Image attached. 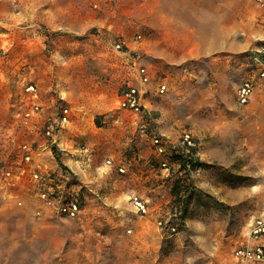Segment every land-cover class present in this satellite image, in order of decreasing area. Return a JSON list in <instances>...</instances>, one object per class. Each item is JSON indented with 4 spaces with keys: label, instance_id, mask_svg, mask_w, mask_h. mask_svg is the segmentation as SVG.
Returning a JSON list of instances; mask_svg holds the SVG:
<instances>
[{
    "label": "rangeland",
    "instance_id": "obj_1",
    "mask_svg": "<svg viewBox=\"0 0 264 264\" xmlns=\"http://www.w3.org/2000/svg\"><path fill=\"white\" fill-rule=\"evenodd\" d=\"M214 3L224 38L230 29L233 37L229 49L204 54L193 42L204 26L189 23ZM122 37L129 46L117 50ZM255 57L264 60L257 0H0V159L15 164L23 143L36 146L33 117L25 116V85L33 82L45 102L72 110L61 137L66 154L57 150L62 161L72 163L73 148L94 152L87 175L94 181L77 176L85 204L103 203L94 225L109 215L123 223L79 228L76 219H45L50 210L29 181L0 182V264H231L251 221L264 214V78L248 104L237 97ZM142 64L145 85L135 78ZM132 81L144 90L142 114L119 105ZM187 134L200 163L191 171L172 160L188 152ZM46 157L57 174L56 157ZM108 158L126 173L108 174ZM175 189L188 200L184 218L174 216ZM134 194L159 200L176 231L128 228Z\"/></svg>",
    "mask_w": 264,
    "mask_h": 264
},
{
    "label": "built area",
    "instance_id": "obj_2",
    "mask_svg": "<svg viewBox=\"0 0 264 264\" xmlns=\"http://www.w3.org/2000/svg\"><path fill=\"white\" fill-rule=\"evenodd\" d=\"M260 7V22L264 26V0H257ZM138 34L136 39H140ZM114 46L117 50H123L129 46V40L126 37L119 38ZM254 74L245 78L237 89V97L241 104H248L254 95L256 85L260 78H264V60L255 57ZM135 78L145 85L150 80V73L147 67L142 64L134 68ZM166 84L158 87L159 92H164ZM144 90L137 81L128 82L123 88L119 105L125 110L142 114L145 112V104L143 103ZM25 105L27 111L26 117H33L30 126L41 132L44 138L45 148L50 152L55 148L60 152L65 151L64 142L62 141L66 126L71 122L72 110L67 103L48 104L41 97V91L33 82L25 85ZM188 146L193 145L189 134L184 138ZM31 143H23L20 148V157L15 164H7L0 159V182L11 183L15 185L18 181L26 179L27 174L30 177V183L33 190L37 192L42 204L49 209L52 208L58 215L76 218L79 217L84 209L85 194L82 183L78 180L77 175L71 171H61L56 175L55 172L49 170L43 161L38 157L35 146ZM153 143L159 153L165 151L163 140L161 137L154 135ZM87 152V161L93 162L92 151L84 148ZM189 151V150H188ZM104 168H116L119 173H126V169L122 165H115L111 158L105 160ZM163 166L167 167L166 162ZM102 167V168H103ZM129 202L133 209L141 215L150 212L149 201L134 194L129 196ZM179 211L175 209L176 217ZM157 225L165 231H176L178 227L171 217L161 214L157 219ZM236 264H264V215L255 217L248 229L247 244L237 247L233 251Z\"/></svg>",
    "mask_w": 264,
    "mask_h": 264
},
{
    "label": "crops",
    "instance_id": "obj_3",
    "mask_svg": "<svg viewBox=\"0 0 264 264\" xmlns=\"http://www.w3.org/2000/svg\"><path fill=\"white\" fill-rule=\"evenodd\" d=\"M200 16H202V19H200L198 21V23H194V22H190L189 23V28L193 29L194 31H196L197 26H199L202 29V26L204 31L202 30V34H200V38L199 40H194L193 42H197L199 45H202L203 47H205L206 52H204V54H214L217 51L223 50V49H229L226 47V44L229 40V36H232L233 30L230 29L227 31L228 36H226L224 38L223 33L224 31L222 30V21H221V9L217 7V3H214V7H206L204 12L202 14H200ZM259 17H260V7H259ZM238 31V30H236ZM257 37V36H256ZM232 40V39H231ZM231 43V42H230ZM230 47H234V43L230 44ZM253 97V96H252ZM84 133H86L87 131H83ZM37 141L36 146H35V150L37 152L38 157L43 161V163L45 164V166L51 170L48 165L46 164V162H48V158L46 157V154L49 153L52 158H54L55 155H53L52 152L49 151V149L45 148V144H44V139L43 136L37 132L33 137V140ZM93 151V150H92ZM71 152V153H69ZM69 160L72 161L71 164H69L68 162H63L64 165H66L68 167V171H73L79 178H82V180L85 182L89 181H94V179H91L89 176V174H92V168L94 166L93 162H88L86 157H87V152L84 150V148H73L69 150ZM63 154H66V152H62ZM94 153V152H92ZM57 166H59V171H57V174H59L62 170L65 171L60 164L57 162ZM96 170L98 171L99 174H103V172L101 170H99L98 167H95ZM110 169L108 171V174L110 173ZM116 169V168H115ZM52 171V170H51ZM54 172V171H52ZM72 172V173H73ZM56 173V171H55ZM56 174V175H57ZM125 174V173H121L120 175ZM27 181L30 180L29 174H27L26 179ZM31 181V180H30ZM29 181V182H30ZM32 190V187L29 186ZM129 197V196H128ZM106 199V198H105ZM148 201L151 200V198H146ZM95 199H91L89 201V203L84 205V209L81 213V215L79 217L76 218H72V219H76L74 222L77 221V226L79 228H123L122 227V222L121 223H115L113 221H111V216L109 215V222H107L106 224H102L101 226L97 227L94 225V220L96 217V213H98L96 207H98V205H102L103 203H94ZM100 201V199H99ZM105 201V200H104ZM156 202H160L159 200H156ZM156 202L153 201V203L149 201L150 203V212L145 214V215H141L138 214L134 209L132 210V212L134 213V216L132 215V217L126 218V219H130L131 223L130 225H128V228H160L157 225V219L158 217L164 213V209L162 208V204L158 205ZM97 205V206H96ZM160 206L161 209H156V207ZM50 213L49 215H45L44 218H61V219H67L69 217H64L61 215H58L52 208L49 209ZM264 215V214H263ZM125 221V220H124ZM161 230H164L162 228H160ZM165 231V230H164ZM237 261L235 259V257L233 256V262L231 264H236Z\"/></svg>",
    "mask_w": 264,
    "mask_h": 264
},
{
    "label": "trees",
    "instance_id": "obj_4",
    "mask_svg": "<svg viewBox=\"0 0 264 264\" xmlns=\"http://www.w3.org/2000/svg\"><path fill=\"white\" fill-rule=\"evenodd\" d=\"M188 150L189 151L185 153L184 155L174 154L172 156V160L179 164L181 170H184L187 168V170L191 171V170L196 169L200 163L196 158H193V153L195 152L194 146H188ZM53 152L60 166L65 171H68L69 170L68 167L64 165L62 159L57 153L58 151L55 149ZM179 194H180V191L178 192L176 189L173 190V195L175 196V200L173 203L177 204V205L174 204V208L177 209V211H179L180 218H184L188 210V200L187 199L185 200V198L181 199Z\"/></svg>",
    "mask_w": 264,
    "mask_h": 264
}]
</instances>
